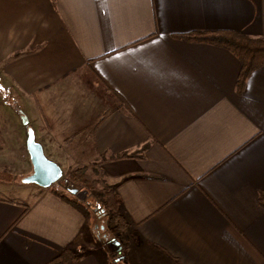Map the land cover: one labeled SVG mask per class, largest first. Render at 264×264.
Returning a JSON list of instances; mask_svg holds the SVG:
<instances>
[{
  "label": "crops",
  "instance_id": "0c3cea01",
  "mask_svg": "<svg viewBox=\"0 0 264 264\" xmlns=\"http://www.w3.org/2000/svg\"><path fill=\"white\" fill-rule=\"evenodd\" d=\"M201 31L264 38V0H0V75L32 107L44 154L90 165L119 196L123 264H264V67L236 93L229 51L173 37ZM10 183L0 264L65 249L80 256L68 264H101L82 213Z\"/></svg>",
  "mask_w": 264,
  "mask_h": 264
},
{
  "label": "rangeland",
  "instance_id": "374dc122",
  "mask_svg": "<svg viewBox=\"0 0 264 264\" xmlns=\"http://www.w3.org/2000/svg\"><path fill=\"white\" fill-rule=\"evenodd\" d=\"M1 77L2 75H0V80L6 86L0 84V136L4 137L3 142L5 146V152L3 154L5 166L3 170H0V183L3 181L12 184L10 182L14 180L15 183L22 184L20 180L29 175L31 169L28 166V155L24 147V127L22 124L24 120L19 118L17 112L12 109V105L13 102L17 104L20 103L23 113L27 116L32 114V107L25 105L24 101L21 99L18 100L14 95L12 87ZM62 97L64 98V96ZM27 116H25V120L29 123L28 126H34V120H32V122L30 120L33 118L30 116L28 119ZM67 149V151L71 153L70 156H73L75 161L77 154L74 153L76 150L70 147ZM46 156L52 160L50 154H46ZM76 164L78 163H61L62 177L55 184L50 186L49 189L52 187L54 190L60 191L66 196L75 198L62 188V184L69 183L67 181V174L76 169V167L73 168ZM85 168L88 173L93 174L94 178L99 177L101 174L99 171L91 169L90 165ZM25 173L27 174L23 175ZM98 194L97 192H88L84 203L91 213L89 220H87L89 229L92 232L90 238L91 243L87 248H92V250L100 256L101 264H123L124 262L120 258L129 238L128 231L117 221H112L110 219V213L102 207ZM81 252H83V250H81Z\"/></svg>",
  "mask_w": 264,
  "mask_h": 264
},
{
  "label": "trees",
  "instance_id": "16d2710c",
  "mask_svg": "<svg viewBox=\"0 0 264 264\" xmlns=\"http://www.w3.org/2000/svg\"><path fill=\"white\" fill-rule=\"evenodd\" d=\"M173 37L189 43L211 44L229 51L240 64L235 83V90L238 94L241 93L250 74L256 69L264 67V38H251L243 33L235 31L190 32L173 35ZM113 98V110L131 116L129 108L122 99L117 95H113ZM12 108L22 120H25V116L18 105L13 104ZM131 155V153L124 152L117 156L129 157ZM67 181L81 187L82 189H86L88 192L99 193L98 198L102 203V207L110 213V219L112 221H117L123 227L125 226L126 222L120 215L119 211L120 198L114 191L113 187L103 179L102 174H100L99 177L94 178L93 174L88 173L85 167H79L67 174ZM49 191L70 204L82 213L86 220H89L91 213L84 203L79 202L73 197L66 196L62 192L54 190L52 187ZM257 204L264 210V192L258 194ZM79 258L80 256L76 252L65 249L46 264L75 263Z\"/></svg>",
  "mask_w": 264,
  "mask_h": 264
},
{
  "label": "water",
  "instance_id": "95a60500",
  "mask_svg": "<svg viewBox=\"0 0 264 264\" xmlns=\"http://www.w3.org/2000/svg\"><path fill=\"white\" fill-rule=\"evenodd\" d=\"M22 124L24 127V147L31 166V173L23 177L20 182L24 185H34L41 189H47L62 177V169L58 163L46 157L41 144L35 139L32 128L28 126L27 120L22 121ZM62 188L79 202L85 203L88 195L86 189H81L71 183L62 184Z\"/></svg>",
  "mask_w": 264,
  "mask_h": 264
}]
</instances>
